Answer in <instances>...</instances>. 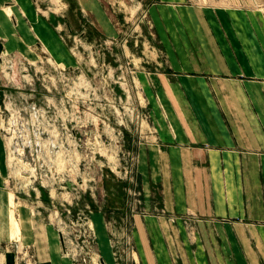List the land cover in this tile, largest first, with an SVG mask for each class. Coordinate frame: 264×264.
Returning a JSON list of instances; mask_svg holds the SVG:
<instances>
[{"label":"rangeland","instance_id":"1","mask_svg":"<svg viewBox=\"0 0 264 264\" xmlns=\"http://www.w3.org/2000/svg\"><path fill=\"white\" fill-rule=\"evenodd\" d=\"M185 7L264 21V0H0V264H135L134 215L188 222L144 206L138 168Z\"/></svg>","mask_w":264,"mask_h":264},{"label":"crops","instance_id":"2","mask_svg":"<svg viewBox=\"0 0 264 264\" xmlns=\"http://www.w3.org/2000/svg\"><path fill=\"white\" fill-rule=\"evenodd\" d=\"M178 16L170 75L150 76L158 97L138 168L144 206L188 222L134 215L135 264H264L263 18L204 7ZM182 26L196 50L177 38ZM153 183L162 202L151 201Z\"/></svg>","mask_w":264,"mask_h":264}]
</instances>
